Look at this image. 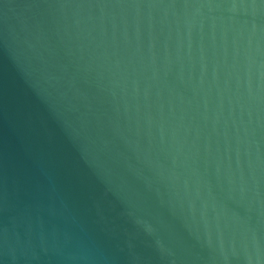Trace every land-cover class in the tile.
<instances>
[{"label":"water","instance_id":"obj_1","mask_svg":"<svg viewBox=\"0 0 264 264\" xmlns=\"http://www.w3.org/2000/svg\"><path fill=\"white\" fill-rule=\"evenodd\" d=\"M0 264H264V0H0Z\"/></svg>","mask_w":264,"mask_h":264}]
</instances>
